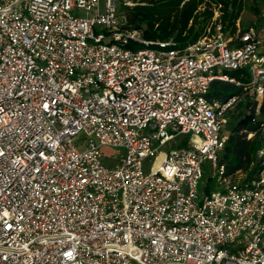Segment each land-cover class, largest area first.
<instances>
[{"label":"built area","instance_id":"built-area-1","mask_svg":"<svg viewBox=\"0 0 264 264\" xmlns=\"http://www.w3.org/2000/svg\"><path fill=\"white\" fill-rule=\"evenodd\" d=\"M149 1L0 0V264H264V120L252 176L220 160L264 101V27L150 40L128 15ZM215 79L243 90L210 100Z\"/></svg>","mask_w":264,"mask_h":264},{"label":"trees","instance_id":"trees-1","mask_svg":"<svg viewBox=\"0 0 264 264\" xmlns=\"http://www.w3.org/2000/svg\"><path fill=\"white\" fill-rule=\"evenodd\" d=\"M263 5L264 0H150L147 4L131 8L128 15L130 28L142 29L146 39L173 37L186 45L198 40L209 27L213 30L215 22L223 25L228 37H234L239 41L240 35L250 27L244 23L240 24L243 13L249 8L257 16H261ZM216 14L218 15L214 19ZM263 18L264 16L262 19L259 17L256 27L263 23ZM242 71H233L231 75L242 77L240 75ZM242 78L249 81L247 77ZM242 90V87L234 83L215 79L211 82L208 97L210 100H224L233 94L241 93ZM242 107H246L248 111L241 112L236 118V124L228 136L220 160L226 164L229 174L243 170L252 176L255 169L251 170V165L255 161L261 123L264 120V101L258 107L256 101L247 98L239 106ZM247 115H255V120L247 125L239 124ZM250 133H253L252 137H249Z\"/></svg>","mask_w":264,"mask_h":264},{"label":"rangeland","instance_id":"rangeland-1","mask_svg":"<svg viewBox=\"0 0 264 264\" xmlns=\"http://www.w3.org/2000/svg\"><path fill=\"white\" fill-rule=\"evenodd\" d=\"M264 7V5H263ZM262 17L264 16V8L262 9ZM261 16H257L253 10L251 9H247L243 15H242V19H241V23L240 24H246L247 27H251V26H255L256 24L259 23V17L260 19H262ZM264 19V18H263ZM260 26H263L264 27V21L263 23H261V25L257 26V27H260ZM226 72H228L229 74H232L233 71L231 70H227ZM248 111V109L246 107H242V108H239L234 112V115H230V118L228 120V123L225 124L224 128H223V132L225 133V135L229 136L234 125L236 124V118L239 117V115L241 114V112H245ZM88 139V136L85 135V133H81L79 135V138L76 140V144L82 149L85 147V140ZM178 142H170V144H168V146L165 147V149H168V148H172V147H175L177 146ZM101 151H102V154H103V162L106 164V165H114L116 162H117V157H116V148L115 147H112V146H104L101 148ZM155 156H150L149 158L146 159V162H145V170L146 171H149L150 170V167L151 165L153 164V162L155 161ZM203 169L205 171L204 173V176H203V179H202V183H201V187H202V184H205L207 183L209 180H211V185L213 186L214 185V188H215V185L217 183L216 179L214 178H211V175L213 174V168L211 166V161L210 160H207L206 163L204 164L203 166ZM245 173V172H244ZM247 176L248 174L245 173Z\"/></svg>","mask_w":264,"mask_h":264},{"label":"water","instance_id":"water-1","mask_svg":"<svg viewBox=\"0 0 264 264\" xmlns=\"http://www.w3.org/2000/svg\"><path fill=\"white\" fill-rule=\"evenodd\" d=\"M254 120H255V115H247L243 119L240 120L239 124L247 125Z\"/></svg>","mask_w":264,"mask_h":264}]
</instances>
